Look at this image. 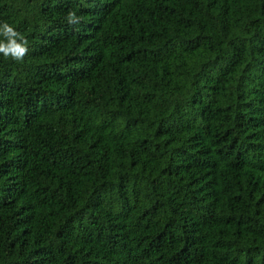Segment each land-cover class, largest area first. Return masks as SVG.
I'll list each match as a JSON object with an SVG mask.
<instances>
[{
	"label": "trees",
	"instance_id": "obj_1",
	"mask_svg": "<svg viewBox=\"0 0 264 264\" xmlns=\"http://www.w3.org/2000/svg\"><path fill=\"white\" fill-rule=\"evenodd\" d=\"M4 22L28 52L0 54V264H264V0Z\"/></svg>",
	"mask_w": 264,
	"mask_h": 264
},
{
	"label": "clouds",
	"instance_id": "obj_2",
	"mask_svg": "<svg viewBox=\"0 0 264 264\" xmlns=\"http://www.w3.org/2000/svg\"><path fill=\"white\" fill-rule=\"evenodd\" d=\"M67 20L69 24L79 23V18L76 17L75 12H70ZM0 36L5 38L4 41H0V54H3L5 58L10 57L15 61L23 60L28 52V41L23 35L16 31L11 25L4 22L0 24Z\"/></svg>",
	"mask_w": 264,
	"mask_h": 264
}]
</instances>
